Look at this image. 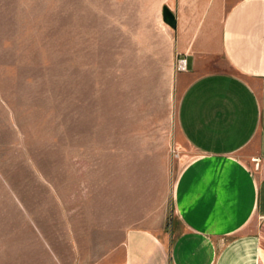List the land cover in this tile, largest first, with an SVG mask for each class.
I'll use <instances>...</instances> for the list:
<instances>
[{
  "label": "rangeland",
  "instance_id": "1",
  "mask_svg": "<svg viewBox=\"0 0 264 264\" xmlns=\"http://www.w3.org/2000/svg\"><path fill=\"white\" fill-rule=\"evenodd\" d=\"M181 1L0 0V264H103L170 218L197 157L165 56Z\"/></svg>",
  "mask_w": 264,
  "mask_h": 264
},
{
  "label": "crops",
  "instance_id": "2",
  "mask_svg": "<svg viewBox=\"0 0 264 264\" xmlns=\"http://www.w3.org/2000/svg\"><path fill=\"white\" fill-rule=\"evenodd\" d=\"M173 14L166 64L186 61L179 128L197 157L170 218L129 229L103 264H264V0H182Z\"/></svg>",
  "mask_w": 264,
  "mask_h": 264
},
{
  "label": "water",
  "instance_id": "3",
  "mask_svg": "<svg viewBox=\"0 0 264 264\" xmlns=\"http://www.w3.org/2000/svg\"><path fill=\"white\" fill-rule=\"evenodd\" d=\"M162 15H163L164 23H166L167 25H169L172 28L176 27L175 15L167 7L163 8Z\"/></svg>",
  "mask_w": 264,
  "mask_h": 264
},
{
  "label": "built area",
  "instance_id": "4",
  "mask_svg": "<svg viewBox=\"0 0 264 264\" xmlns=\"http://www.w3.org/2000/svg\"><path fill=\"white\" fill-rule=\"evenodd\" d=\"M177 70L178 71H185L186 70V61L185 60H180L178 62Z\"/></svg>",
  "mask_w": 264,
  "mask_h": 264
}]
</instances>
